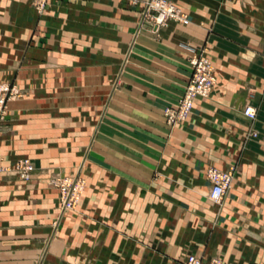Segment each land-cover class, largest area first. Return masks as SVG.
<instances>
[{
	"label": "crops",
	"instance_id": "obj_1",
	"mask_svg": "<svg viewBox=\"0 0 264 264\" xmlns=\"http://www.w3.org/2000/svg\"><path fill=\"white\" fill-rule=\"evenodd\" d=\"M170 1L188 22L152 32L142 0H0V82L23 92L0 120V264H264V0ZM200 48L214 84L169 126ZM229 166L213 203L204 171Z\"/></svg>",
	"mask_w": 264,
	"mask_h": 264
},
{
	"label": "built area",
	"instance_id": "obj_2",
	"mask_svg": "<svg viewBox=\"0 0 264 264\" xmlns=\"http://www.w3.org/2000/svg\"><path fill=\"white\" fill-rule=\"evenodd\" d=\"M47 0H32L34 8L42 10ZM168 21H176L186 24L185 14L176 7L170 0H142V8L139 15V25L144 23L150 26L152 32H157ZM190 73L187 82L176 103L162 109L164 122L173 126L183 121L192 107L195 97H206L214 84L213 67L205 55L204 49L200 48L196 53L191 54L188 60ZM20 96L18 89L9 83L0 82V120L6 108V102ZM242 114L248 119H253L254 110L246 106ZM20 180L29 178L32 166L28 159L20 158L13 162L11 167ZM205 178L209 184L207 197L213 203H219L225 192L229 189L233 178V167L220 170L215 167H207L204 171ZM75 175L67 178L59 186L61 198V210L70 202V187L75 184ZM179 264H223L217 257L202 259L194 254H188Z\"/></svg>",
	"mask_w": 264,
	"mask_h": 264
},
{
	"label": "rangeland",
	"instance_id": "obj_3",
	"mask_svg": "<svg viewBox=\"0 0 264 264\" xmlns=\"http://www.w3.org/2000/svg\"><path fill=\"white\" fill-rule=\"evenodd\" d=\"M9 84H12L14 85L19 93H20V96L15 98V99H18L22 96L23 92L21 91V89L16 86L14 83H9ZM14 100V99H13ZM6 109V108H5ZM5 114V112H4ZM3 114V116H4ZM3 118V117H2ZM77 177L76 181H75V184L73 186H71L70 188V202L69 204L67 205V207H64L63 210H61V198H60V194H59V186L60 184H62L63 181H66L67 178H70L72 176ZM52 183L54 184V186L57 188L58 190V200H59V214L61 217L67 215L68 213H75L76 211V206L80 200V197L82 195V192H83V189H84V178L81 176V175H78V174H71V175H56L53 179H52Z\"/></svg>",
	"mask_w": 264,
	"mask_h": 264
}]
</instances>
